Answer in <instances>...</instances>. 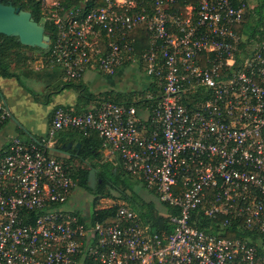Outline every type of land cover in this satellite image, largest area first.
<instances>
[{"label": "built area", "instance_id": "built-area-1", "mask_svg": "<svg viewBox=\"0 0 264 264\" xmlns=\"http://www.w3.org/2000/svg\"><path fill=\"white\" fill-rule=\"evenodd\" d=\"M25 1L54 27L47 61L66 82L128 61L153 90L132 100L140 107L55 108L42 147L11 139L0 264H264V0ZM141 25L151 43L135 57L129 33ZM7 116L0 106V125ZM68 130L96 133L171 210L170 230L154 233L125 202L102 222L66 210L71 166L47 148Z\"/></svg>", "mask_w": 264, "mask_h": 264}, {"label": "trees", "instance_id": "trees-1", "mask_svg": "<svg viewBox=\"0 0 264 264\" xmlns=\"http://www.w3.org/2000/svg\"><path fill=\"white\" fill-rule=\"evenodd\" d=\"M73 2L77 3L79 0H72ZM138 6L136 8H140L139 4L142 0H134ZM190 0H180L176 6L182 9L186 3H188ZM3 4H11L14 7H18L23 10H27L31 12V15L35 21L38 23L41 22L42 14L41 10L38 7V4L36 2L33 3H27L25 0H0ZM260 23V21L258 22ZM45 28L46 34L51 37L52 39V31L54 27L50 24H43ZM129 36L134 38L133 43V55L139 56L143 51L149 48L151 40L149 37V34L146 30V27L144 25L136 27L134 30H132L129 33ZM6 40L13 41L20 49L18 51L17 55L13 56L11 53L1 55L0 56V78H15L19 80V72L18 69H14L17 71H12V63H20L21 65L26 64L27 61L32 60V55H28L27 53L21 54V50H27L31 54H35L39 61L44 64L45 66L49 65L47 61L48 54L50 53V48L46 50H39L37 48H31L24 46L20 44L15 37H8L0 34V43ZM7 55V56H6ZM124 67H131L130 62L126 61L123 65ZM81 78L77 79L80 80ZM77 80L68 81L65 86L66 87H72L75 85H79L75 83ZM81 91V90H80ZM145 92H140L139 96H143ZM132 94L129 95H122L121 93L115 92V91H106L103 93H100V95H92L88 93L82 92L80 93V97L82 99H86V102H97L100 103L101 101H113L116 103H127L131 104ZM126 97V98H125ZM1 100V99H0ZM145 100H142V98H139L137 101H135L133 104H144ZM86 110L76 112L75 113H82ZM9 115L6 117V119L3 121V123L0 125V129L8 122ZM65 133V136L59 138L55 143L54 147L60 148L62 145L67 144L69 142H72L75 144L74 146V153L77 154V156L71 155L72 158L78 160L81 163V166H78L76 168L71 167L70 169V175L73 178V180L76 183V186H80L84 188L90 195L94 196L92 201V206L96 205L97 201L100 198H107L111 197V191H116L120 193V198L122 201H124L126 204H128L132 209H134L141 218L147 222L150 225L151 230L154 233H160L162 229L169 228V225L167 224V214L171 212V210L161 204L154 196L150 193V191H147L144 187V189L147 191V194L145 193L146 197L142 196V191H140L138 188H135L134 183L131 181V179H135L131 175H129L122 167L120 159L118 157V163L115 165L111 161L108 160H102V153L101 151L104 150V146L102 144L101 139L98 137L96 133H91L90 135H83L75 130H68L63 131ZM76 144H79V148L76 147ZM39 147L40 144H37ZM118 156V155H117ZM93 167L96 170V184L95 188L91 189L88 187L87 184V176L89 169ZM136 183L140 182L139 180L135 179ZM138 189V190H136ZM129 191V192H127ZM141 192V193H140ZM119 204V203H118ZM118 204H115L111 207L107 208H101V209H94L91 213V220L92 221H98L102 222L103 220L107 219L108 217H111L114 215L116 206ZM79 215V214H78ZM80 221H84L83 217L79 216ZM207 224L206 220L203 221V225ZM224 236L232 237L235 236L234 233H226Z\"/></svg>", "mask_w": 264, "mask_h": 264}, {"label": "crops", "instance_id": "crops-1", "mask_svg": "<svg viewBox=\"0 0 264 264\" xmlns=\"http://www.w3.org/2000/svg\"><path fill=\"white\" fill-rule=\"evenodd\" d=\"M126 68L119 70L115 76H107L97 72L99 76L107 77L105 81H89V79H85L84 75L87 72H93L92 70H87L80 80L75 81L79 85L72 87L65 86L67 82L64 79L62 70L58 66L50 64L46 68L39 70H34L30 66L29 68H19V80L15 78H0V91L5 99L6 106L1 100L0 103L9 115L8 122L0 129V153L7 149L13 137H18L23 142H31L42 146V141L47 136L52 112L55 108L62 107L76 112L89 110L97 102L87 103L85 98L82 99L80 97V93L88 91L92 95H100V93L106 91L119 92L117 91L118 77ZM143 75L146 76L145 74ZM146 80L147 85L143 89L144 94L153 90L150 78L147 77ZM138 105L143 106L144 104ZM63 136H65V133L60 132L53 138V145L47 148L49 154L56 156L55 153H58L65 157H71L69 153H59L53 150L54 143ZM72 144L73 146L69 150L74 149L75 144ZM104 149H107L110 154L118 159V156L111 152L109 148ZM73 194L74 190L64 208L79 214L84 220L89 221L93 210L87 208L82 211L79 205L72 207L71 205L75 203L72 201ZM69 203L72 204L69 205Z\"/></svg>", "mask_w": 264, "mask_h": 264}, {"label": "rangeland", "instance_id": "rangeland-1", "mask_svg": "<svg viewBox=\"0 0 264 264\" xmlns=\"http://www.w3.org/2000/svg\"><path fill=\"white\" fill-rule=\"evenodd\" d=\"M18 48L19 47L11 40L3 41L0 43V56L1 55L3 56L5 54L8 55V53H11V55L15 56V55H17L18 51H20V49H18ZM22 52L27 53L29 55H32L33 59L27 61V63L23 64V65H21L18 62L15 64L12 63L13 64L12 65V71H17L14 69H19V68H23V67L29 68V66L31 68H33L34 70L46 68V66L39 61V58L35 54H31L27 50L26 51L21 50V54H22ZM93 72H91V73L87 72L89 74L86 73L87 75L86 74L84 75L85 79H89V81H92V80L105 81V80H107V77L99 76V74H97V72H95V71H93ZM118 78H119L118 86H117V91H119L118 93H121L124 96L133 93V95L131 96L132 99L142 97V96H139V93L141 91H144L143 89L147 85L146 84L147 83L146 82L147 77L144 76L140 72L139 68H137L136 66L128 67L119 75ZM96 90H98V89H96ZM101 90H104V89H101ZM96 93H98V92H96ZM96 95L97 94H94V96H96ZM0 106L2 107L1 103H0ZM101 153H102V157H101L102 160L111 161L115 165H117V163L119 162L117 157L110 154V152L107 149L102 150ZM55 155L58 156L60 159L66 161L73 168L81 166V163L72 157H68V156L65 157L62 154H58V153H55ZM131 181L134 183L135 188H138L140 191H142V196L146 197L145 193L147 194V191L144 189L142 184L140 182L136 183V180L133 178L131 179ZM138 189H136V190H138ZM127 192H129V191H127ZM110 193H111V197L100 198L97 201L96 205H94V207H93L92 201H93L94 196L90 195L86 190H84V188H82L80 186H75L74 194L72 197V201L75 203L73 205H71L72 203H69V205H71L72 207L79 205L81 210L85 211L87 208L90 210H93V208L94 209H101V208L111 207L115 204L124 202V201H122V199L119 196L120 193H118L116 191H111ZM64 207H65V205H64Z\"/></svg>", "mask_w": 264, "mask_h": 264}, {"label": "water", "instance_id": "water-1", "mask_svg": "<svg viewBox=\"0 0 264 264\" xmlns=\"http://www.w3.org/2000/svg\"><path fill=\"white\" fill-rule=\"evenodd\" d=\"M0 34L15 37L20 44L39 50H46L50 45V37L46 34L44 26L33 19L31 12L1 2ZM0 98L6 106L1 91ZM72 146L73 144L69 142L60 148L53 147V150L59 153H67ZM79 146V144H76V147L79 148ZM87 184L89 188H95L96 170L93 167L88 171Z\"/></svg>", "mask_w": 264, "mask_h": 264}, {"label": "flooded vegetation", "instance_id": "flooded-vegetation-1", "mask_svg": "<svg viewBox=\"0 0 264 264\" xmlns=\"http://www.w3.org/2000/svg\"><path fill=\"white\" fill-rule=\"evenodd\" d=\"M70 155L77 156L76 153H74V149L72 148L71 150L67 151Z\"/></svg>", "mask_w": 264, "mask_h": 264}]
</instances>
